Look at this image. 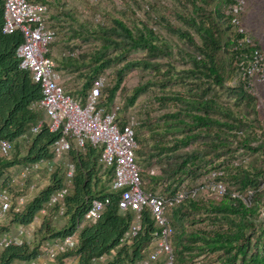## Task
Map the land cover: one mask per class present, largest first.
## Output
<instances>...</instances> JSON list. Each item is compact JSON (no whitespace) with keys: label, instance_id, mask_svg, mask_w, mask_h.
Masks as SVG:
<instances>
[{"label":"trees","instance_id":"trees-1","mask_svg":"<svg viewBox=\"0 0 264 264\" xmlns=\"http://www.w3.org/2000/svg\"><path fill=\"white\" fill-rule=\"evenodd\" d=\"M30 1L46 4L48 23L55 30L64 27L60 21L61 13L49 15L48 5L52 0ZM158 2L170 7L174 1L168 0V4L162 3V0ZM178 2L182 8L177 11V18L187 29L173 24L164 15L152 12L153 1H138L140 9L133 8L138 20L132 25L120 17H111L109 24L99 22L100 24L86 28L83 32L72 29L71 36L79 35L85 41L98 40L99 44L91 52L68 56L61 64H56V68L85 77L79 92L74 90L77 94H71L84 99L94 77L99 73H106L104 70L107 67L123 60V64L115 70V84L111 88L107 85L103 90L100 105L105 106L102 99L105 92L108 89L106 97L112 99L127 70L144 66L153 67L157 73L161 72L160 67L154 65V61L149 58L172 54L171 48L158 35L161 24L189 42L198 54H192V66L184 70V77L192 75L196 82H189L186 92L188 95L176 92L159 97V102L176 100L178 108L163 115L165 126L162 131L154 133V141L148 149L143 144H138L137 130L142 121L136 118L135 160L137 162V153L139 156L148 154L149 159L166 157V164L159 167L158 173L146 174L150 184L161 183L162 188L157 193L164 196L183 188L180 185L187 176L196 179L205 172L211 174L214 170H223L218 176L226 184L221 196L207 194L197 199L187 197L166 211L171 229L170 242L174 247V264H188L192 258L201 254L205 255L204 264H264V218H261L259 211L264 204L262 146L250 144L255 138V130L261 124V118L257 117L256 96L248 81L234 80L241 72L245 56L251 54L253 48L235 47L237 38L241 36L237 24L241 14L231 8L235 0ZM3 23L4 0H0V138L9 139L13 142L12 150L17 149L9 156L0 155V187L7 184L10 179L9 171L14 166L51 158L50 146L59 135L58 131L49 129L44 112L40 108L31 107L33 102L41 98V89L29 70L19 65L20 57L16 49L23 39L22 32L17 29L6 33L3 31ZM190 28L199 35L200 43L193 37ZM255 43L260 48L256 40ZM137 48L146 49L149 59H126V55ZM47 55L51 56V52ZM167 71L170 72L169 69ZM148 83L136 85L126 97V104H132L146 90ZM214 86L232 90L236 102H242L250 112L238 114L226 103L219 102L213 95ZM40 120L42 124L39 132L30 133V128ZM116 121L122 126L128 118L116 115ZM164 130L167 133L178 130L180 135L173 134L167 140L156 138L155 135ZM198 138L205 148L208 146L219 150L226 147L229 150L226 157L220 155V162H207L205 154L198 147L182 149ZM22 143L28 145L25 154L20 156ZM101 151V147L90 142H85L82 147L72 144L68 155L75 164V172L71 190L66 197V210L63 214L65 223L55 226L50 224L49 215H43L41 222L36 224L33 240H22L21 243L14 242L5 247L0 251V264H14L20 259L36 257L42 253L51 238L58 239L70 234L80 224L77 244L60 252L55 264H67L69 259L72 264H134L148 252L149 244L155 241L158 227L146 207L140 213V229L129 242L120 243V238L131 227L135 213L129 209L119 210L120 192L111 188L114 168L112 164L103 165L100 161ZM243 156L248 159L237 162ZM207 164L210 165L206 166ZM3 175L6 176L2 179ZM63 176L64 170L54 173L52 184L34 195L21 212H15L11 207L0 223V238L10 227L7 224L18 226L33 223L47 204L50 194L62 185ZM227 183L234 187H227ZM193 187L195 186L191 188ZM142 188L147 191L143 183ZM147 192L156 193L154 190ZM105 196H109L111 201L104 206L99 217L95 221L85 220V212L92 202ZM246 199L250 200L249 205L245 202ZM48 207L56 208L57 212V206ZM194 213H197V219L205 225L188 230L185 220ZM100 256L105 258L100 260Z\"/></svg>","mask_w":264,"mask_h":264},{"label":"built area","instance_id":"built-area-1","mask_svg":"<svg viewBox=\"0 0 264 264\" xmlns=\"http://www.w3.org/2000/svg\"><path fill=\"white\" fill-rule=\"evenodd\" d=\"M89 1L94 3L97 0ZM147 1L153 0L145 2ZM167 1L162 0V3L168 4ZM244 6L245 0H235L231 4L232 10L238 14L243 12ZM237 24L241 36L237 38L235 47L250 46L253 49L251 54L245 56L241 72L234 80L245 79L253 88L255 82L264 83V52L261 47H256L257 44L243 26L241 17L237 20ZM17 29L22 32L23 36L16 49L20 57L19 65L29 70L33 80L40 85L41 89V98L33 102L31 107L40 108L47 118L44 117L48 121L49 129L58 131L59 135L50 146L51 158L21 166L16 173L10 174L7 184L1 185L0 223L5 219L11 207L15 212H21L25 208L30 200V193L34 189V184L28 180L34 173L42 167L52 170L60 164L64 165L63 183L50 194L41 212H45L48 206H57V213L63 215L66 210V197L71 190L75 172V164L65 161V158L73 143L82 147L85 142H90L101 147L100 161L103 165H113L114 175L111 188L120 192L119 210L129 209L135 213L134 221L129 230L120 238V243L129 242V239L140 229V213L145 207L149 209L158 227L155 245L134 264H154L160 256H163L161 264H174L173 246L170 242L171 229L166 211L187 197L197 199L201 191L221 196L225 192L226 184L218 176L223 173V170H214L199 185L190 189L180 188L169 196L145 191L142 188L141 168L135 160L137 145L134 132L135 118L129 116L128 121L120 126L116 121L117 111L100 105L103 90L108 85L107 74L99 73L94 77L84 99L74 97L64 89L63 74L56 68L53 58L47 55L51 50V43L56 38V30L48 23L46 4L30 0H4L3 31L10 33ZM72 53L69 54L73 55ZM41 124L42 120L33 125L30 133L39 132ZM255 131V138L250 141V144L262 146V167L264 169V119H261V124ZM12 149V141L0 138V155L9 156ZM247 159V156H243V158H238L237 162ZM14 187H18L21 191H13ZM110 201L109 196L94 200L85 212L84 219L95 221ZM245 202L250 204L248 199ZM259 211L261 218H264V204ZM80 226L81 224L75 231L61 238H51L40 255L17 260L14 264H55V259L60 252L77 244V232ZM33 232L32 223L18 225L17 235L11 236L8 233L2 235L0 251L14 242L21 243L20 236H31ZM104 258L105 256H100L99 259ZM71 263L69 259L67 264Z\"/></svg>","mask_w":264,"mask_h":264},{"label":"rangeland","instance_id":"rangeland-1","mask_svg":"<svg viewBox=\"0 0 264 264\" xmlns=\"http://www.w3.org/2000/svg\"><path fill=\"white\" fill-rule=\"evenodd\" d=\"M53 2L49 4V15L51 14H60V21L64 24V27L56 28V40L51 45V56L57 65L62 63V60L68 59V56L75 57L80 52H91L98 44V40H83L79 35H70L73 33L72 29L83 32L86 28L95 27L100 24L99 22H104V24H109L111 17H120L124 22L129 25H132L138 20L136 14H134L133 8H138V1L144 2V0H97L94 3H91L89 0H52ZM146 1V0H145ZM173 4L170 7H165L158 0H153V5L151 6L152 12H155L159 16L164 15L168 20L172 21L173 24L182 25L183 29H187L184 23H181L177 18V11H180L182 6L178 0H173ZM102 16V17H101ZM100 18V20H98ZM60 22V24H62ZM241 22L243 26L247 29L250 36L258 42L260 47L264 52V0H245V6L243 12L241 13ZM193 34V37L197 42H201L199 35L192 29H189ZM159 37L166 42V44L171 48V55H157L155 57H149L146 54V49L137 48L131 50L126 56V59H151L154 61V65L160 67L161 72H155L153 67H144L139 66L127 70L123 74V78L118 89L115 91L112 99H107V91L105 96L102 97L105 107L107 109H114L117 111L118 117H124L125 119L129 116H133L136 120L142 121V125L137 130V141L138 144H143L146 149L150 148L154 141V133L163 130L165 117L163 116L167 112H173L178 108V103L176 100L159 102V97L163 95H172L176 92L186 94L189 82H196L192 75L184 77V70L192 66V54H198V51L185 39L180 38L175 32H172L164 24L159 26L158 30ZM162 45V43H160ZM112 51V48H110ZM73 52V55L69 53ZM149 57V58H148ZM73 59V58H72ZM123 60L117 61L111 66L107 67L104 72L108 77V86L111 88L116 82L115 70L117 67L123 64ZM172 66V67H171ZM170 70L168 72L167 70ZM168 72V73H167ZM66 73V72H65ZM73 82H75V90L81 88V84L84 82L85 77H79L76 73H72ZM149 82V83H148ZM141 83H148L146 90L141 93L136 100L130 104H126V97L129 96L133 88ZM213 95L216 96L219 102L226 103L236 113L250 112L245 105L240 102L237 103L235 99V93L232 90H229L227 87L214 86ZM252 92L256 96V114L258 118L264 119V83L255 82L253 84ZM45 119L46 116H44ZM177 123V122H176ZM175 123V124H176ZM174 126L173 123L170 124ZM171 132V131H170ZM175 134L176 136L180 135L178 130L172 133H167L165 130L162 133L156 134V138H163V140L170 139L171 136ZM162 135V137H161ZM27 143H22L20 147V156H23L26 152ZM199 148L206 156L207 162L210 160L220 162L221 156L226 157V152L229 151L226 147L214 150L212 148H207L202 145L201 139H195L186 147H182L183 150H191L194 148ZM15 151L17 149H14ZM12 150L11 153L15 151ZM230 154V153H227ZM137 164L142 171V180L143 185L147 191H156L160 192L162 185L161 183L150 184L149 177L147 173H158L159 167H162L166 164V157H160L156 159L153 157L149 159L148 154H139L137 153ZM220 156V157H218ZM230 158V156H228ZM70 156L67 155L65 161H70ZM222 162V161H221ZM207 164L206 166H209ZM21 165H16L10 169L9 175L16 173ZM205 167V166H204ZM63 171L64 165L60 164L55 166L52 170L42 167L31 177L30 181L34 184V189L30 193V199L44 189L48 184H52V176L57 171ZM210 174L205 172L200 175L198 178L194 179L192 176H187L184 178L180 187L191 188L192 186L199 185L203 179H207ZM6 175L2 176V179ZM60 176H62L60 174ZM64 176L62 178V181ZM227 181V178H226ZM231 186L227 183V187ZM14 190L20 192L21 190L18 187H14ZM24 190H26L24 188ZM208 193L201 191L199 196H206ZM50 216V224L55 226H60L65 223V216L59 215L56 212V208L47 207L45 212H40L35 219L36 223L41 222L43 215ZM197 213L191 214L185 224L186 228L194 229L196 227L204 226V222H200ZM7 233L11 236L17 235L16 225H8ZM36 230V229H35ZM22 240L27 242L32 241L34 238L30 235L20 236ZM155 245V241L152 242L151 248ZM174 252V247H173ZM205 255L201 254L191 259L188 264H204ZM163 261V256H160L159 260L154 264H161Z\"/></svg>","mask_w":264,"mask_h":264},{"label":"crops","instance_id":"crops-1","mask_svg":"<svg viewBox=\"0 0 264 264\" xmlns=\"http://www.w3.org/2000/svg\"><path fill=\"white\" fill-rule=\"evenodd\" d=\"M61 72H62V74H63V87H64V89L67 91V92H69L70 94H74V95H76L77 93H75V92H73L74 90H75V82H73V76H72V73H65L63 70H60ZM39 223V222H38ZM36 221H34L33 223H32V225H33V229H35V227H36ZM18 226H16V228H17ZM31 236H33V234L31 235ZM151 245H152V242H151V244H149V248H148V251L149 250H151ZM72 264V263H71Z\"/></svg>","mask_w":264,"mask_h":264},{"label":"bare ground","instance_id":"bare-ground-1","mask_svg":"<svg viewBox=\"0 0 264 264\" xmlns=\"http://www.w3.org/2000/svg\"><path fill=\"white\" fill-rule=\"evenodd\" d=\"M134 215V214H133ZM98 255V254H97Z\"/></svg>","mask_w":264,"mask_h":264}]
</instances>
